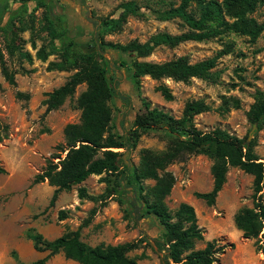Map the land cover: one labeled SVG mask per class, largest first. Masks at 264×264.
<instances>
[{"label": "rangeland", "instance_id": "374dc122", "mask_svg": "<svg viewBox=\"0 0 264 264\" xmlns=\"http://www.w3.org/2000/svg\"><path fill=\"white\" fill-rule=\"evenodd\" d=\"M128 1L135 4L134 13L126 17L119 29L103 31L104 41L121 44L131 39L144 41L159 31L176 34L186 29L176 17L163 18L179 0H48L53 11L59 13L61 25L69 36L89 51L96 48L95 20L118 17ZM32 7V0H0V24L9 14L17 13L16 43L21 53L26 51L29 54V58L19 52L7 55L0 36V52L14 80L10 84L0 73V165L4 169L0 173V262L29 264L45 255V251L38 252L32 248L31 240L26 236L31 229L46 239H52L66 230L79 228L80 238L89 245L130 241L141 232L157 235L155 222L148 224V220L143 218L134 224L129 218L124 219L115 201L116 194L106 196L113 174L88 176L80 184L59 191L52 205H48V201L53 187L46 181L31 184L33 175L42 169L47 158L57 153L54 147L62 140L63 126L78 120L75 98L84 89V84L77 85L59 107L44 112L41 103L44 93L63 83L72 70H48L47 62L56 60L54 54H49L44 61L35 57L37 49L48 51L52 41L43 28L40 8L32 10ZM248 16L258 23L263 22L264 3L258 4ZM223 50L225 52L218 54L215 60V79L211 81L194 77L187 82L164 78L162 82L172 94V98L166 100L155 90L157 82L144 75L139 79L137 92L149 101L150 106L174 117L180 116L186 101L202 98L209 109L193 116L194 125L202 131L219 127L245 137L246 141L253 140V151L258 161H262L264 127L252 132L254 128L246 118V111L253 101L254 91L264 92V29L253 40L227 30L208 40H187L171 47L159 45L143 60L158 62L185 54L193 62ZM101 54L110 61L118 80L110 103L111 130L123 134L131 128L140 104L126 79V69L112 64L117 55L110 50ZM222 100L226 103L223 104ZM232 100L237 101V106ZM165 142L163 131L144 130L135 146L123 152L117 163L137 164L141 148L160 150ZM210 163L206 156L192 154L183 162L167 166L174 177L165 198L167 207L172 211L181 201L191 202L196 223L202 229V239L195 242L194 248H201L212 239L222 247V251L215 254L213 264H264V250L255 249L253 241L243 238L232 222L237 208L251 207L252 176L236 167H229L214 203L207 205L202 199L195 198L193 192L210 189ZM144 183L150 185L153 181L147 179ZM77 186H83L87 195L95 198L79 200L76 197ZM60 209L66 212L63 219H58ZM141 253L143 255L139 256L137 264H159L156 254L147 246L140 245L129 255L138 257ZM46 264H73V261L57 252L47 259Z\"/></svg>", "mask_w": 264, "mask_h": 264}, {"label": "trees", "instance_id": "16d2710c", "mask_svg": "<svg viewBox=\"0 0 264 264\" xmlns=\"http://www.w3.org/2000/svg\"><path fill=\"white\" fill-rule=\"evenodd\" d=\"M32 2V10L40 8L43 28L52 41L48 51L37 49L35 57L44 61L49 54H54L56 60L47 62L48 70H72L62 84L44 93L41 101L44 112L59 107L66 97L72 95L77 85L84 84V89L75 98V106L79 109L78 120L63 126L62 140L54 147L57 153L47 158L42 169L33 175L31 184L46 181L52 186L48 201V205H52L59 191L80 184L88 176L113 174L106 196L116 194L115 201L124 219L129 218L134 224L143 218L148 220V224L155 222L157 235L149 236L141 232L130 241L89 245L80 238L79 228L66 230L52 239H46L31 229L26 236L31 240L32 248L46 253L29 264H46L47 259L57 252L77 264H137V259L143 253L137 257L129 255V252L140 245L149 247L159 259V264H213L215 254L221 252L222 247L212 239L206 241L203 247L194 248L195 242L202 239V229L196 223L193 207L181 201L171 211L165 203L174 182L167 166L173 162H183L192 154L204 155L211 161L210 189L193 192L195 198L202 199L207 205L214 203L229 167H236L252 176L251 207L237 208L232 215V222L243 238L252 240L255 249L263 251L264 159L258 161L253 151V140L246 141L245 137H238L219 127L207 131L198 129L192 121L193 116L209 109L202 98L186 101L180 116L174 117L160 108L150 106L149 101L140 97L137 89L139 79L146 75L157 82L155 90L164 99L170 100L172 94L162 82L164 78L181 82L193 77L210 81L215 79V60L224 50L193 62L185 54L158 62L143 58L159 45L171 47L187 40H208L227 30L253 40L264 29V21L258 23L248 13L258 4L264 3V0H179L176 6L167 10L163 18H178L186 27L184 31L176 34L159 31L144 41L131 39L123 44L104 41L101 35L103 31L119 29L126 17L134 13L135 4L128 1L118 17L95 20L96 48L90 51L69 36L67 29L61 25L59 13L53 11L52 3L48 0ZM17 19V13L9 14L0 24L3 48L7 55L19 52L29 58L26 51L20 52L16 43ZM106 50L117 55L112 61L114 66L126 69V79L140 104L139 110L134 113L131 128L123 134L111 130L110 103L113 102L118 80L115 79V70L111 68L110 61L101 54ZM0 73L8 83L14 82L13 73L7 70L1 52ZM222 103L226 101L222 100ZM232 103L237 106L236 100H232ZM246 118L253 125L252 132L264 127V92L254 91ZM147 129L163 131L165 146L160 150L141 148L137 164H118L117 158L123 152L130 151L140 133ZM54 158L57 160L54 161ZM3 172L0 165V173ZM147 179L153 183L145 184ZM76 197L79 200L95 198L87 195L83 186L76 187ZM57 214L58 219L66 217L63 209L58 210Z\"/></svg>", "mask_w": 264, "mask_h": 264}, {"label": "crops", "instance_id": "0c3cea01", "mask_svg": "<svg viewBox=\"0 0 264 264\" xmlns=\"http://www.w3.org/2000/svg\"><path fill=\"white\" fill-rule=\"evenodd\" d=\"M62 84V83H61ZM59 86V85H58ZM57 87V86H56ZM55 88V87H54ZM18 177V176H17ZM196 202H198V201H196ZM186 203H188V204H190L191 205V202L190 201H186ZM73 261V260H72ZM0 264H3V263H1L0 262ZM73 264H77L75 261H73Z\"/></svg>", "mask_w": 264, "mask_h": 264}]
</instances>
